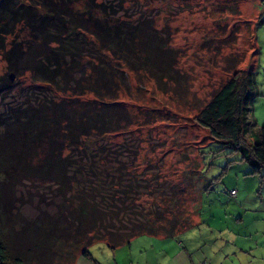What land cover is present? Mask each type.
<instances>
[{
    "label": "trees",
    "instance_id": "16d2710c",
    "mask_svg": "<svg viewBox=\"0 0 264 264\" xmlns=\"http://www.w3.org/2000/svg\"><path fill=\"white\" fill-rule=\"evenodd\" d=\"M154 1L0 0V59L16 79L36 86L19 88L0 106V264H75L90 260L100 243L116 249L191 227L180 221L181 205L169 200L173 190L166 196L157 169L148 164V177L138 172L140 147L108 140L132 125L118 102L130 79L160 89L184 79L183 53ZM241 61L226 60L231 77L194 120L219 153L239 155L246 175L264 180V126L252 118L259 93L255 74L237 71ZM143 114V124L156 121ZM23 183L43 184L50 199L42 204L54 212L23 222L15 200Z\"/></svg>",
    "mask_w": 264,
    "mask_h": 264
},
{
    "label": "rangeland",
    "instance_id": "374dc122",
    "mask_svg": "<svg viewBox=\"0 0 264 264\" xmlns=\"http://www.w3.org/2000/svg\"><path fill=\"white\" fill-rule=\"evenodd\" d=\"M166 1L156 0L154 6L169 21L172 44L183 53L179 69L184 79L180 86L166 82L162 89L145 79H130L129 92L118 102L127 109L132 125L108 140L113 145L127 140L140 147L138 172L148 164L157 169L166 196L173 190L175 196L169 200L181 205L180 221L191 227L176 237L142 235L116 249L100 243L90 248V255L99 264H264V180L246 175L249 168L239 162V155L219 153L194 120L231 77L224 67L233 56L243 60L237 71L255 74L259 96L252 104V118L258 127L264 126V0ZM26 35L24 31L18 39ZM7 71L0 59V106L19 88H36L28 77L16 79L17 74ZM143 113L156 115V121L143 124ZM150 172L145 170V177ZM38 185L18 186L15 200L20 212L14 214L23 222L53 208L47 203L50 194ZM42 198L47 200L44 205ZM18 232V226L11 231L21 244Z\"/></svg>",
    "mask_w": 264,
    "mask_h": 264
},
{
    "label": "crops",
    "instance_id": "0c3cea01",
    "mask_svg": "<svg viewBox=\"0 0 264 264\" xmlns=\"http://www.w3.org/2000/svg\"><path fill=\"white\" fill-rule=\"evenodd\" d=\"M79 259H82V258H79ZM91 259L89 260V259L83 258L82 260H84V261L80 262V264H99V262L97 261V259H94L93 257H91ZM77 261H76V263H77Z\"/></svg>",
    "mask_w": 264,
    "mask_h": 264
},
{
    "label": "built area",
    "instance_id": "2783aa9c",
    "mask_svg": "<svg viewBox=\"0 0 264 264\" xmlns=\"http://www.w3.org/2000/svg\"><path fill=\"white\" fill-rule=\"evenodd\" d=\"M230 195H231V196H234V191H231V192H230Z\"/></svg>",
    "mask_w": 264,
    "mask_h": 264
},
{
    "label": "water",
    "instance_id": "95a60500",
    "mask_svg": "<svg viewBox=\"0 0 264 264\" xmlns=\"http://www.w3.org/2000/svg\"><path fill=\"white\" fill-rule=\"evenodd\" d=\"M12 78H13V76H12V75H10V76H9V79H12Z\"/></svg>",
    "mask_w": 264,
    "mask_h": 264
}]
</instances>
